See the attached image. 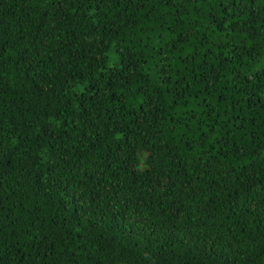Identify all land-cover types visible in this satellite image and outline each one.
I'll return each instance as SVG.
<instances>
[{
	"label": "trees",
	"instance_id": "obj_1",
	"mask_svg": "<svg viewBox=\"0 0 264 264\" xmlns=\"http://www.w3.org/2000/svg\"><path fill=\"white\" fill-rule=\"evenodd\" d=\"M0 264H264V0H0Z\"/></svg>",
	"mask_w": 264,
	"mask_h": 264
}]
</instances>
